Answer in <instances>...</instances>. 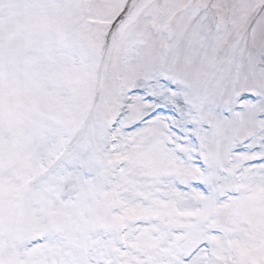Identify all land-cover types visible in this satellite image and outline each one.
I'll use <instances>...</instances> for the list:
<instances>
[{
  "label": "snow or ice",
  "instance_id": "snow-or-ice-1",
  "mask_svg": "<svg viewBox=\"0 0 264 264\" xmlns=\"http://www.w3.org/2000/svg\"><path fill=\"white\" fill-rule=\"evenodd\" d=\"M0 264H264V0H0Z\"/></svg>",
  "mask_w": 264,
  "mask_h": 264
}]
</instances>
